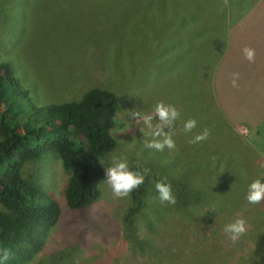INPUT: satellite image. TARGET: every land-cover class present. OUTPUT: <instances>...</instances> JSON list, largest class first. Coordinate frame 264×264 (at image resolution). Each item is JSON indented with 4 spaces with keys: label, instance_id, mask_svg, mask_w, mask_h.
Listing matches in <instances>:
<instances>
[{
    "label": "rangeland",
    "instance_id": "obj_1",
    "mask_svg": "<svg viewBox=\"0 0 264 264\" xmlns=\"http://www.w3.org/2000/svg\"><path fill=\"white\" fill-rule=\"evenodd\" d=\"M202 1L176 12L174 0H0V62L11 66L34 104L76 100L91 87L106 89L117 100L110 130L116 144L99 159L103 176L92 204L66 206L67 173L53 152L24 165L23 176L50 192L60 211L41 250L25 261L11 254L12 264H264V258L253 256L258 252L251 253L256 241L264 250V200L250 204L246 199L252 181L264 182V127L254 142L251 129L235 123L239 115L246 123L253 115L225 116L218 109L214 71L227 44L223 33L231 1ZM230 91L226 86V101L235 98ZM161 101L180 113L171 130L175 148L162 152L144 147L152 137H145L143 122L130 116L152 112ZM188 119L196 127L185 132ZM204 129L206 140L189 143ZM113 157L125 159L133 171L164 169L187 178L191 169L217 175L218 159L231 160L239 164L241 177L229 184L206 178L219 184L225 197L218 209L196 211L190 223L159 200L158 179L151 178L156 192L146 191L149 203L124 228L130 195L115 197L105 182ZM237 218L245 220L247 231L233 242L224 229Z\"/></svg>",
    "mask_w": 264,
    "mask_h": 264
},
{
    "label": "trees",
    "instance_id": "obj_2",
    "mask_svg": "<svg viewBox=\"0 0 264 264\" xmlns=\"http://www.w3.org/2000/svg\"><path fill=\"white\" fill-rule=\"evenodd\" d=\"M202 3V0H174L173 7L177 12L182 5L183 9L190 4L197 8ZM116 104L112 92L91 87L76 100L36 105L13 75L11 66L0 62V248H8L13 258L29 260L41 250L43 238L57 221L60 211L50 192L30 176H23L24 165L46 152H53L67 173L63 186L66 206L81 209L92 204L103 176L99 159L116 144L110 132ZM234 164L231 160L221 164L218 159L216 165L221 171L217 175L193 173L191 169V178L164 169L149 171L144 183L129 194L124 228H128L134 214L149 203L146 191L156 192L151 178L171 185L176 203L168 206L189 223L196 218L195 212L205 206L218 209L226 194L218 185L235 183L236 178L241 177L239 164ZM206 178H217L219 184ZM260 214L264 219V213ZM252 250L253 254L259 253L253 256L264 258V250L257 241ZM258 257L251 259L258 261ZM14 262L10 259L8 264Z\"/></svg>",
    "mask_w": 264,
    "mask_h": 264
},
{
    "label": "crops",
    "instance_id": "obj_3",
    "mask_svg": "<svg viewBox=\"0 0 264 264\" xmlns=\"http://www.w3.org/2000/svg\"><path fill=\"white\" fill-rule=\"evenodd\" d=\"M231 4L226 7L225 12L229 23L228 27L224 28L223 38H227V44L216 61L214 71L217 78L216 103L219 111L225 116H229L227 112L240 111L248 116V113L253 115L249 117L247 123L241 121L239 115L235 123L249 127L252 140L255 142L256 137L262 132V126L264 127V34H262L264 31L262 29L256 31L257 28L264 27V0H233ZM231 11L236 12L229 16ZM232 39L234 42L231 43ZM245 47L254 49V62L245 58L242 51ZM233 73L239 74L235 86L232 84ZM226 86L232 87L233 91L229 94H233L234 99L226 101ZM257 113L259 115H255Z\"/></svg>",
    "mask_w": 264,
    "mask_h": 264
},
{
    "label": "clouds",
    "instance_id": "obj_4",
    "mask_svg": "<svg viewBox=\"0 0 264 264\" xmlns=\"http://www.w3.org/2000/svg\"><path fill=\"white\" fill-rule=\"evenodd\" d=\"M245 58L254 62L255 51L250 47L243 48ZM232 84L236 85V79L239 74L233 73ZM131 118L139 119L143 122L144 129L141 130L145 137H152L144 141V147L153 149L156 151H163L165 148L172 150L175 148V142L172 139L173 122L177 121L180 117V113L172 105H168L161 102H157L152 112L141 113L140 111H132L130 113ZM157 122L154 124L153 121ZM165 127L169 131H165ZM196 127V121L194 119H188L184 122L183 130L190 132ZM209 135L208 129H204L202 132L196 134L189 143L195 144L200 141L206 140ZM137 168H143L139 162H137ZM148 173V169L143 168V171H133L129 168V164L125 159H117L113 157L110 166L105 169V182L110 187L113 195L118 198H124L138 189L145 179V175ZM155 188L158 192L159 200L167 202L170 205H175L176 199L172 193L171 185L164 181H157ZM246 199L250 204H258L264 200V182L256 179L252 181L248 187ZM225 232L230 234V239L235 242L247 231L246 222L242 218H237L233 222L225 226ZM11 257V251L8 248H0V264H6Z\"/></svg>",
    "mask_w": 264,
    "mask_h": 264
}]
</instances>
